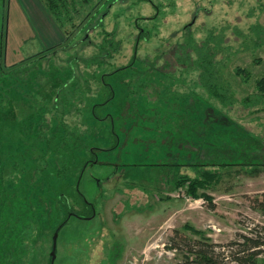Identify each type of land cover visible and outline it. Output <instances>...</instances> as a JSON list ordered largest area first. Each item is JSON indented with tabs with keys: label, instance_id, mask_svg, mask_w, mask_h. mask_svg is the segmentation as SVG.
Masks as SVG:
<instances>
[{
	"label": "trees",
	"instance_id": "trees-1",
	"mask_svg": "<svg viewBox=\"0 0 264 264\" xmlns=\"http://www.w3.org/2000/svg\"><path fill=\"white\" fill-rule=\"evenodd\" d=\"M42 1L66 36L87 22L89 24L95 20L96 23L87 27V31L97 29L102 38L99 43L94 42L87 33L82 38L81 45L85 46V49L80 51L81 55H73L67 64L64 62L55 65L53 71L43 68L42 65L44 61H49L47 55L50 51L54 54L64 50L65 45L61 43L29 56L16 57L14 54L9 61L7 52L10 2L0 0V264L13 263L11 257L16 251L14 245L16 225L23 226L25 222L42 220L46 216L53 220L56 208L63 213L59 225L65 223L71 216L81 218L85 215L90 218L94 216V204L85 198L80 189L82 176L89 166L105 164L99 157V151L120 148L122 142L128 139L130 130L138 126L143 119L148 118L150 121L156 119V127H159L160 123L164 126L169 123V119L159 117V108L156 107H171L170 92L159 93L158 85L161 79L166 80L173 71L172 60H176L174 66L189 69L191 74H194V81L203 92L196 101L200 104L201 110L199 114L194 115L197 118L189 116L183 120L188 123L187 125L191 123L190 120L194 124H200L195 128L196 132L198 131L197 137L189 138L197 150L196 156L203 149L199 143L203 142L207 134H209L207 138H210L214 132L210 129L212 130L214 126L230 127L231 122H223L222 119L227 117V112L236 103L235 90L229 85L230 82H223L227 68L222 61L226 53L224 51L226 40H223L225 34L217 35L213 29L216 25H206L204 18L210 16L208 13L203 14L204 27L197 31L193 29L191 32L195 21L181 25L182 31L175 38L178 40L183 37L182 41L165 52L172 40L164 38L161 45H155L161 38L160 31L154 30L158 26L156 20L160 13V7L154 0L131 2L133 6L135 2L139 5L151 4L155 11L150 16L138 15L131 18L130 13H113V18L108 22L111 4H107L105 11L96 19L94 13L99 7V2L94 0ZM178 1L180 3V0H177L167 3L165 7L176 5ZM114 2L120 10L126 7L132 9L131 4L130 6L125 4L126 0ZM198 9L196 6L192 14L198 16L197 20ZM120 15L130 17L128 22L123 23L129 31L126 40L120 36L122 28L118 24ZM110 24L112 27L108 26ZM247 29L250 33L249 40L253 41L251 44H254V47L264 42V28L260 24L253 23ZM200 30L204 35H197ZM238 30L235 27L233 32L242 34L243 31ZM125 41L128 43L126 46ZM40 70L44 73L38 72ZM236 72L239 73V68ZM144 73H147L145 77H141ZM239 75L248 78L250 73L240 69ZM47 78L54 84V91H50L48 95L40 90V83L45 82ZM93 83L96 84V91L93 89ZM115 84L120 85L125 95L122 110L115 106L118 98ZM146 84L157 91L153 101L149 99V95L141 93ZM255 86V96L244 97V102L246 105V102L251 100L247 106L261 110L264 109V76L257 78ZM184 97L177 96L181 100H184ZM20 103H24L29 109L23 110L26 115L21 119L17 116ZM180 103L182 101L178 104ZM139 105L145 112L150 110L152 116L137 113ZM175 110H180V106ZM123 118L125 120L117 123ZM129 118L136 120L126 127L125 123ZM169 126L172 127L171 123ZM162 133L166 135V132ZM168 133L170 138L175 134L172 130ZM225 139L228 141V138ZM162 140L168 144L166 136ZM210 153H213V150H210ZM233 158L236 159L227 160L226 157H222L218 160L192 162L188 165L192 173H182L181 168L186 163L174 158L173 162L163 164L161 167L162 169L164 167V171L156 179L155 190L180 191L185 188L188 196L208 199L211 208L214 209L212 197L205 191L214 189L223 181V171L240 166L246 173L260 172L257 163L238 161L239 155ZM158 165L160 164L155 166ZM117 166L119 167L108 181H112L111 184L116 186V190L121 191L117 188V182L126 174L123 169L126 164ZM261 167L264 168V164ZM138 182L125 180L123 183L127 188L135 189L140 187ZM123 201L124 212L141 210V207L132 204L129 198ZM79 203L81 208L75 205ZM251 205L264 215V192L261 197L253 198ZM122 214L123 210L117 218L119 219ZM181 229L174 230L166 246L181 255L182 264L227 262L264 264V226L254 225L246 232L238 233L237 238L226 244L224 250L219 249L220 245L213 242L205 230L198 229L191 223H185ZM183 231H189L198 237L193 239Z\"/></svg>",
	"mask_w": 264,
	"mask_h": 264
},
{
	"label": "rangeland",
	"instance_id": "rangeland-1",
	"mask_svg": "<svg viewBox=\"0 0 264 264\" xmlns=\"http://www.w3.org/2000/svg\"><path fill=\"white\" fill-rule=\"evenodd\" d=\"M134 1L126 0L125 4L130 6ZM174 1L177 0H154L160 7L159 18L156 20L158 26L154 30L160 31L161 38L160 41L155 42V45H161L164 38L171 39L174 44L170 42L165 51L167 52L182 41L183 37L178 40L175 38L182 31L181 25L195 21L191 32L193 29L197 31L204 27L203 14L210 15L204 18L206 25H216L214 26L216 29L214 27L213 29L217 35L225 34L223 40H226L224 44L226 53L222 61L227 68L223 82H230L229 85L235 90L236 95L235 105L227 112V117L222 119L223 122H231L230 127H222L221 130L220 126H214L212 130L210 129L214 131L210 138H207L209 131L206 132L207 137L199 143L203 149L196 156L197 150L189 138L197 137L198 131L196 132L195 128L200 124H194L190 120L191 123L187 125L188 123L183 120L189 116L197 118L194 115L199 114L201 110L200 104L196 101L203 92L194 81V74H191L189 69L174 66L176 60H172L173 71L166 80L161 79L158 85L159 93L170 92L171 107H156L159 108V117L169 119V123L166 126L160 123L157 128L156 119L155 121L143 119L138 126L130 130L128 139L122 142L120 148L99 151V157L105 164L89 166L80 184L85 198L94 204L95 214L92 218L86 215L83 218L71 216L65 223L59 225L63 213L56 208L53 220L46 216L42 220L25 222L23 226L16 225L14 235L16 251L11 257L12 264H182L181 255L175 250H169L166 244L168 238L174 234V230L181 229L185 223H191L196 228L205 230L206 235L220 245V250L226 249L225 245L235 240L238 233H244L254 225L264 226V215L253 209L251 205V200L261 197L264 192V168L261 167L264 164V109L249 108L247 104L251 100L247 101L246 105L244 102V97L255 96L256 80L264 76V42L254 47V44H251L253 41L249 40L250 33L247 29L253 23H258L264 28V0H180L176 5L165 7L167 3ZM9 2L7 52L9 61L14 54L16 57L29 56L61 43L65 45L64 50L54 54L50 51L47 55L49 61H44L42 65L43 68L53 71L55 65L64 62L67 64L66 62L73 55H81L80 51L85 49V46L81 45L82 38L87 33L94 42L99 43L102 38L101 34L97 33V29L87 31V27L96 23L95 20L89 24L87 22L83 27L80 26L66 36L42 0H9ZM94 2H99L95 13L93 10L96 19L105 11L107 4H111L109 7L112 9L107 16V22L113 18V13H130L132 18L138 15L150 16L155 11V7L146 3L139 5L135 2L134 6L131 4V10L128 7L120 10L114 0H94ZM196 6L199 7L198 20L196 14L192 15ZM129 18L120 15L118 21L122 27L120 36L124 40L127 39L129 31L123 23L128 22ZM108 26L112 27V24ZM235 27L239 29L238 31L242 30V34L236 31L234 33ZM197 35L202 36L204 32L200 30ZM127 44L125 41V46ZM237 68L239 73L236 72ZM240 69L249 71L250 76L245 78L239 75ZM146 74L141 77H145ZM93 84V89L96 91V84ZM40 85L43 94L48 95L50 91H54V84L50 78ZM117 85L115 84L118 94L115 106L122 110L125 95L120 85L118 87ZM156 92L154 87L148 84L141 91L142 95H149L152 101L155 100ZM176 94L180 98L185 96L184 100L178 99ZM186 99H188L187 104ZM179 106L180 110H175ZM26 109L29 110L24 103H20L17 110L19 119L26 115L23 113ZM140 112L152 116L150 110L145 112L139 105L137 113ZM121 120L125 119H120L117 123ZM135 120L129 118L125 123L126 127ZM170 123L172 127L169 126ZM170 130L175 132L171 138L168 135ZM162 131L166 132V135ZM225 131L230 132L229 135L226 133L227 137ZM164 136L166 140L168 139V144L162 140ZM225 138H228V141ZM210 150H213V153H210ZM237 155H239L238 161L257 163L260 172L246 173L239 165L238 168L232 167L223 171V181L214 189L205 191L212 197L214 209L211 208L208 199L188 196L185 188L180 191L155 190L156 179L164 171V167L163 169L161 167L163 164L173 162L174 158L186 163L181 168V172L189 173L191 169L188 165L192 162L218 160L222 157L232 160L236 159L233 157ZM117 164H126L123 167L126 174L117 182V188L121 191H117L116 186L111 184L112 181H108L119 167ZM157 164L160 165L155 166ZM125 180L139 181L140 187L129 189L123 183ZM126 198H129L132 204L139 205L141 210L124 212L123 200ZM75 205L78 208L82 207L80 203ZM122 210L123 214L118 219L117 215ZM183 232L193 239L198 237L189 231ZM55 234H57L55 256L52 257ZM227 264L238 263L227 262Z\"/></svg>",
	"mask_w": 264,
	"mask_h": 264
},
{
	"label": "water",
	"instance_id": "water-1",
	"mask_svg": "<svg viewBox=\"0 0 264 264\" xmlns=\"http://www.w3.org/2000/svg\"><path fill=\"white\" fill-rule=\"evenodd\" d=\"M56 236H57V234H55V237H54V246H53V253H52V257H54L55 255V253H54V249H55V241H56ZM53 260V259H52Z\"/></svg>",
	"mask_w": 264,
	"mask_h": 264
}]
</instances>
